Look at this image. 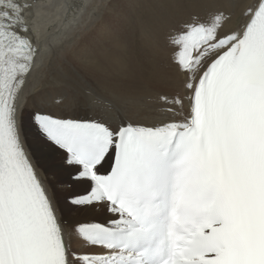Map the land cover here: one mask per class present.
<instances>
[{
    "label": "snow or ice",
    "instance_id": "snow-or-ice-1",
    "mask_svg": "<svg viewBox=\"0 0 264 264\" xmlns=\"http://www.w3.org/2000/svg\"><path fill=\"white\" fill-rule=\"evenodd\" d=\"M150 2L157 15L128 28L105 0H0V264H264V0L234 28L212 0ZM53 10L60 36L43 25ZM61 36L89 43L80 67L39 82L53 111L37 81ZM161 52L162 82L180 86L154 107ZM61 198L87 218H63Z\"/></svg>",
    "mask_w": 264,
    "mask_h": 264
},
{
    "label": "bare ground",
    "instance_id": "bare-ground-1",
    "mask_svg": "<svg viewBox=\"0 0 264 264\" xmlns=\"http://www.w3.org/2000/svg\"><path fill=\"white\" fill-rule=\"evenodd\" d=\"M130 1H135L137 6L136 7H120L118 5V0H105L106 3H111L114 7L111 9L109 15L111 13H116V12H123L127 15L128 20L126 22V27L128 28H135L137 27L141 22L147 23L150 22L158 12V9L155 7L154 4L150 2V0H130ZM47 3H73V2H80V0H45ZM249 0H212V3L215 5V7H218L225 11L226 14L228 13H233L232 20L228 24V28H234L240 18V11L242 10L243 6L248 3ZM203 11V10H202ZM62 10L57 11L53 10V13L50 14L45 20L43 21L44 27L49 29L54 36H60L61 33L66 32L67 28L65 27V21L62 19ZM72 13H68V17L71 18ZM164 31L165 29L162 28L159 32V42L161 44V48L163 45V38H164ZM86 37H81L78 39H73L71 36L64 38L61 36V39H63V44L65 48V53H60L57 51L56 48H53L52 51L48 54V60L46 61V64L44 68L42 69L41 75L38 78L37 81V87L41 88L42 92H46L48 95L46 96V99L48 101V105L52 107L53 111H59L57 109L54 100L52 97L55 96V91L56 89L54 88H44L41 87L40 81H46L49 80L51 75L62 72L65 70V68L70 64L73 67H78L79 61H74L72 57L67 56L68 53H78L81 51V49H78L77 47L82 46L81 41H83ZM75 51V52H74ZM158 63L161 65L158 70L152 74L151 80L155 81V83L151 81H144V84L146 87H148L151 90V99L147 101L148 104L156 107L158 106V101L156 99V94L158 92H167L169 95L174 93L179 89V80L172 77L170 79H167L166 82H162L161 78L164 77H171V73L168 72L166 68L163 67L165 63V57L163 52H161V56L158 60ZM109 85L107 83H102L99 86V91L102 94H108L109 93ZM33 97L29 96L27 100L22 99L21 103L22 105H27L32 101ZM94 112H88V115H94ZM124 113H117L116 111H111L106 114L107 118H110L112 122H118L119 116ZM131 114V113H128ZM158 115L162 113H157ZM27 114L25 112V115L23 117V123H22V128L25 132V143L29 148V151L32 152L34 162L37 164V166L42 165L43 167L45 166L44 163V157L41 155V150L37 148L33 143H32V133L31 135L28 136V129L29 131L31 130L27 124H26V119ZM180 117H177L179 119ZM38 154H39V162H38ZM41 167V168H43ZM46 167V166H45ZM47 174L52 175V181L47 178L43 173H41V178L49 185L51 188V185L56 182L53 178V176H57L54 171L48 167H46ZM39 169V168H38ZM44 170V169H43ZM44 172V171H43ZM53 187V186H52ZM91 215H97L96 213H91ZM79 217H82L81 215L78 214ZM65 218V217H64ZM87 218V217H86ZM73 221L78 220L77 218H71ZM70 221V220H69ZM72 221V220H71ZM74 240V239H73ZM77 242V240H74ZM78 243V242H77ZM76 243V244H77ZM73 244V243H72Z\"/></svg>",
    "mask_w": 264,
    "mask_h": 264
},
{
    "label": "rangeland",
    "instance_id": "rangeland-1",
    "mask_svg": "<svg viewBox=\"0 0 264 264\" xmlns=\"http://www.w3.org/2000/svg\"><path fill=\"white\" fill-rule=\"evenodd\" d=\"M118 5L120 6V7H136L137 6V4H136V2L135 1H130V0H118ZM240 18V17H239ZM236 22H239V20L238 21H236ZM88 43H89V40L87 39V38H85L83 41H81V45L82 46H80V47H77L78 49H81V51H79L78 53H68V55L67 56H70V57H72V59L74 60V61H79V64H78V67H80L81 65H82V61H81V59H80V56H81V54H82V50L86 47V45H88ZM75 52V51H74ZM25 121H26V124H28V122H27V117H26V119H25ZM29 135H31V130L29 131V129H28V136ZM32 143L34 144V142H33V139H32ZM35 145V144H34ZM36 146V145H35ZM39 154H38V162H39ZM41 167H43L42 165H40L39 164V166H38V168H39V171H41V173H43L45 176H47V178H49V180H53L52 179V175H49V174H47V171H46V167L44 166L43 168H41ZM44 169V170H43ZM44 171V172H43ZM53 178H54V180L56 181V182H54V184L53 185H51V188L53 189V191L54 192H60V180H61V178L60 177H58V176H53ZM53 186V187H52ZM60 206H61V208H63L64 209V211L62 212V216H63V218L65 217V219H67V220H72L73 221V219H71V218H77V219H82V218H86V217H79L78 216V213H75V212H70L68 209H66V208H64V205H63V200H62V198H61V202H60ZM80 215V214H79ZM97 215H99V214H97ZM70 239H71V242L73 243V246L74 247H79V243H77L76 241H75V243H74V240H76V238L74 237V236H72V237H70ZM74 239V240H73ZM77 243V244H76Z\"/></svg>",
    "mask_w": 264,
    "mask_h": 264
}]
</instances>
